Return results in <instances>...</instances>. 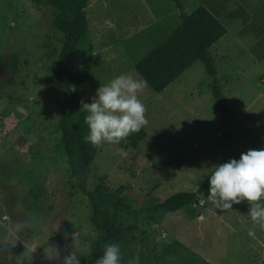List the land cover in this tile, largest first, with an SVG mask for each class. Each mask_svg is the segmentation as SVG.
<instances>
[{"label": "rangeland", "instance_id": "obj_1", "mask_svg": "<svg viewBox=\"0 0 264 264\" xmlns=\"http://www.w3.org/2000/svg\"><path fill=\"white\" fill-rule=\"evenodd\" d=\"M92 49L81 56L88 74L80 99L119 75L142 79L134 64L180 23L171 0H87ZM188 14L202 5L236 32L235 0H181ZM61 34L52 11L31 0H0V264H61L77 242L97 236L86 197L59 147V117L51 93ZM231 111L229 140L220 137L210 77L194 62L161 93L138 92L147 136L136 148L103 143L87 188L103 183L135 206L195 190L223 158L264 140V45H235L221 37L210 48ZM258 74V75H257ZM246 201L216 207L207 192L167 213L159 225L141 224L145 237L125 243L121 264H260L264 227L253 225ZM250 230L254 233L249 235ZM137 264H140L139 260Z\"/></svg>", "mask_w": 264, "mask_h": 264}, {"label": "trees", "instance_id": "obj_2", "mask_svg": "<svg viewBox=\"0 0 264 264\" xmlns=\"http://www.w3.org/2000/svg\"><path fill=\"white\" fill-rule=\"evenodd\" d=\"M178 11L179 25L157 46L134 64L138 75L155 93H161L194 62L200 61L205 72L212 77L211 93L219 113L220 137L230 139L231 111L218 79L210 48L226 33V27L206 7L200 5L188 14L181 0H171ZM37 9L52 11V27L61 34L60 48L55 60V74L51 93L59 117V147L61 148L70 174L76 181L78 190L86 197L91 217L90 225L97 236L91 243L90 252L76 254L81 264H95L100 258L105 244L118 243L121 254L125 243L140 242L146 234L141 224L159 225L167 213L190 204L197 194L207 192L208 174L192 191L175 192L163 201L135 206L125 200L119 191L110 190L98 183L87 188L91 174V163L97 153V146L85 140L88 126L87 115L80 99L82 84L88 74L80 64L83 54L92 49L85 7L87 0H31ZM75 87V91L70 89ZM147 136L142 128L125 140L128 147L136 148ZM255 149L264 148V140L255 144ZM239 154L235 159L239 158ZM231 158H223L224 163ZM140 264H148L144 256L138 258ZM264 264V259L262 263Z\"/></svg>", "mask_w": 264, "mask_h": 264}, {"label": "clouds", "instance_id": "obj_3", "mask_svg": "<svg viewBox=\"0 0 264 264\" xmlns=\"http://www.w3.org/2000/svg\"><path fill=\"white\" fill-rule=\"evenodd\" d=\"M147 81L119 75L101 85L91 103H82L88 126L85 140L94 146L103 143L119 144L147 123L146 108L137 93L147 87ZM75 91V87L70 89ZM207 196L216 207L232 208L244 201L250 204L251 223L264 227V148L249 149L238 159L215 165L208 177ZM254 233L250 230L249 235ZM76 249L90 252L91 243L77 242ZM53 255L61 264H81L76 251L61 256L62 249L53 246ZM122 254L118 243L104 245L102 255L95 264H121ZM137 260L132 264H137Z\"/></svg>", "mask_w": 264, "mask_h": 264}, {"label": "crops", "instance_id": "obj_4", "mask_svg": "<svg viewBox=\"0 0 264 264\" xmlns=\"http://www.w3.org/2000/svg\"><path fill=\"white\" fill-rule=\"evenodd\" d=\"M233 8L237 16L236 32L230 34L226 29L224 36L233 40L237 46L258 45L260 42L264 45V0H235ZM262 61L264 62V53ZM258 74L259 77H264V71Z\"/></svg>", "mask_w": 264, "mask_h": 264}]
</instances>
